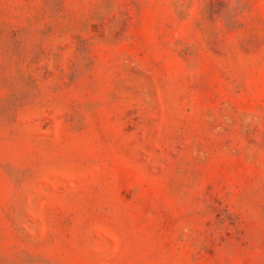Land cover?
I'll list each match as a JSON object with an SVG mask.
<instances>
[{"label": "rangeland", "instance_id": "obj_1", "mask_svg": "<svg viewBox=\"0 0 264 264\" xmlns=\"http://www.w3.org/2000/svg\"><path fill=\"white\" fill-rule=\"evenodd\" d=\"M0 264H264V0H0Z\"/></svg>", "mask_w": 264, "mask_h": 264}]
</instances>
